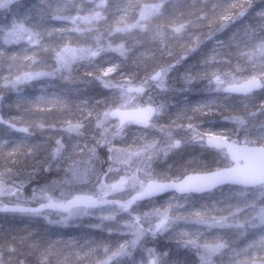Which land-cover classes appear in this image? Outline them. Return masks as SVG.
<instances>
[{
	"label": "snow or ice",
	"instance_id": "snow-or-ice-1",
	"mask_svg": "<svg viewBox=\"0 0 264 264\" xmlns=\"http://www.w3.org/2000/svg\"><path fill=\"white\" fill-rule=\"evenodd\" d=\"M21 7L0 0V264H264V0Z\"/></svg>",
	"mask_w": 264,
	"mask_h": 264
},
{
	"label": "trees",
	"instance_id": "trees-1",
	"mask_svg": "<svg viewBox=\"0 0 264 264\" xmlns=\"http://www.w3.org/2000/svg\"><path fill=\"white\" fill-rule=\"evenodd\" d=\"M18 2L20 5H22V7L19 9V11H20L21 15H23L30 8H32L33 5L38 4L39 0H18ZM77 2H79V0H77ZM110 2H114V0H110ZM143 2L152 3V2H155V0H143ZM109 15H111V14H109ZM3 22H4L3 16H0V23H3ZM219 38L223 39L224 37L221 36ZM25 44H26V41H21L19 45H8L7 47L12 51L19 52V51H21L22 47ZM205 44H208V46H211V44H209L208 41H205ZM109 55L114 57L117 54L110 53ZM105 66H107V64H105ZM14 95H15L14 93H7L6 94L8 99H5V101H4L5 105L7 103H9L10 99L14 98ZM187 95H189L190 99H195V96L193 94H187ZM209 119L212 121V124H208V123L205 124V125H209V127H211L213 124L214 125L226 124V121L222 120L219 112L215 113L212 117H205L206 121ZM29 186L30 185L25 187V194L31 193V192H29L31 190V187L29 188ZM19 223H20L19 217L13 219L12 217H7L4 214H0V229L7 227L9 224H19ZM90 224H91V222H87V221L79 223V224H72L71 226L64 228L63 232L67 236H79L82 234L100 235L101 234L100 230L90 228L89 227ZM51 227H58V226H51ZM159 245H161V246L167 245V246H170L173 249H175V245L171 244L169 242H167V243L163 242V244H159Z\"/></svg>",
	"mask_w": 264,
	"mask_h": 264
},
{
	"label": "rangeland",
	"instance_id": "rangeland-1",
	"mask_svg": "<svg viewBox=\"0 0 264 264\" xmlns=\"http://www.w3.org/2000/svg\"><path fill=\"white\" fill-rule=\"evenodd\" d=\"M177 100L180 99V96L177 95L175 97ZM226 124L228 126H231V122H226ZM205 127H209V125H205ZM140 128L138 126H133V125H129L128 128L125 129V134H126V137L128 138V142H131V137L135 134V135H138L139 133L137 132V129ZM241 141H243V136L241 135L240 137ZM120 140L121 138L120 137H117L116 141H114V143H120ZM107 152V148L104 147V146H101L99 149H98V154L101 158H103L105 156ZM190 153H193V149L191 147H189L188 149H186L183 153H182V157L181 156H176V155H173V154H169V158H168V163L169 164H173L174 166L176 164H180V163H183L185 161H187L189 159V154ZM160 163L161 165H163L164 163V160L163 158H161V160L158 162ZM97 166H99V164H97ZM106 167V165H105ZM31 192V190L29 191ZM7 217H11V215L9 214ZM53 218H57L55 216H53ZM83 219V222L87 221V222H91V223H94V222H97V218L95 216L93 217H85V218H82ZM74 224H79V223H74ZM164 243H171V244H174L176 245V241L175 240H170V239H166L165 237L161 236L157 243L158 244H163Z\"/></svg>",
	"mask_w": 264,
	"mask_h": 264
},
{
	"label": "water",
	"instance_id": "water-1",
	"mask_svg": "<svg viewBox=\"0 0 264 264\" xmlns=\"http://www.w3.org/2000/svg\"><path fill=\"white\" fill-rule=\"evenodd\" d=\"M132 125H134V126H138V127H141V126H139V125H135V124H132Z\"/></svg>",
	"mask_w": 264,
	"mask_h": 264
},
{
	"label": "bare ground",
	"instance_id": "bare-ground-1",
	"mask_svg": "<svg viewBox=\"0 0 264 264\" xmlns=\"http://www.w3.org/2000/svg\"><path fill=\"white\" fill-rule=\"evenodd\" d=\"M26 186H28V185H25V187H26ZM30 187H31V186H29V188H30Z\"/></svg>",
	"mask_w": 264,
	"mask_h": 264
}]
</instances>
